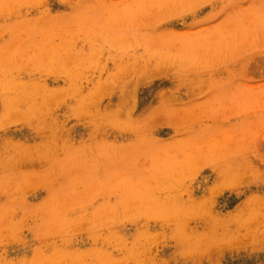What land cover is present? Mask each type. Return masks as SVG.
Listing matches in <instances>:
<instances>
[{
    "label": "clouds",
    "instance_id": "obj_1",
    "mask_svg": "<svg viewBox=\"0 0 264 264\" xmlns=\"http://www.w3.org/2000/svg\"><path fill=\"white\" fill-rule=\"evenodd\" d=\"M0 264H264V0H0Z\"/></svg>",
    "mask_w": 264,
    "mask_h": 264
}]
</instances>
